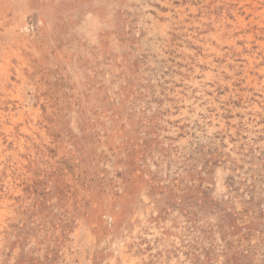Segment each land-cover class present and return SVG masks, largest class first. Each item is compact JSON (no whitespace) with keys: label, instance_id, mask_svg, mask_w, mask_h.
I'll list each match as a JSON object with an SVG mask.
<instances>
[{"label":"rangeland","instance_id":"obj_1","mask_svg":"<svg viewBox=\"0 0 264 264\" xmlns=\"http://www.w3.org/2000/svg\"><path fill=\"white\" fill-rule=\"evenodd\" d=\"M262 5L0 0V264H264Z\"/></svg>","mask_w":264,"mask_h":264},{"label":"bare ground","instance_id":"obj_2","mask_svg":"<svg viewBox=\"0 0 264 264\" xmlns=\"http://www.w3.org/2000/svg\"><path fill=\"white\" fill-rule=\"evenodd\" d=\"M244 1H245V0H244ZM250 3H251V2H250ZM255 3H256V2H255ZM262 6H264V5H262ZM251 8H252V7H251ZM259 9H260V8H259ZM259 9H258V10H259ZM256 10H257V8H256ZM237 20H238V19H237ZM255 29H256V28H255ZM253 30H254V29H253ZM263 31H264V30H263ZM250 34H251V33H250ZM250 36H251V35H250ZM22 38H23V37H22ZM251 38H252V37H251ZM14 39H15V38H14ZM16 39H17V38H16ZM21 40H22V39H21ZM251 61H252V60H251ZM258 69H259V68H258ZM248 71H249V70H248ZM208 74H211V73L209 72ZM206 75H207V74H206ZM251 75H252V74H251ZM245 77H246V76H245ZM254 77H255V76H254ZM254 77H249L250 83H251V81H255V83H256V80H257V79L254 78ZM258 77H259V76H258ZM258 77H257V78H258ZM259 78H260V77H259ZM258 83H259V82H258ZM261 83H262V82H261ZM252 84H253V83H252ZM252 84H251V85H252ZM256 85H257V84H256ZM131 257H132V256H131ZM130 259H131V258H130ZM130 261H131V260H130ZM132 264H133V263H132Z\"/></svg>","mask_w":264,"mask_h":264}]
</instances>
